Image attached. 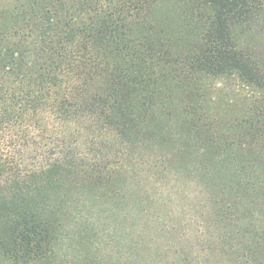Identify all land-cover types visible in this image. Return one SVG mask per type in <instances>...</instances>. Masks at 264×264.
I'll return each instance as SVG.
<instances>
[{
    "label": "trees",
    "instance_id": "obj_1",
    "mask_svg": "<svg viewBox=\"0 0 264 264\" xmlns=\"http://www.w3.org/2000/svg\"><path fill=\"white\" fill-rule=\"evenodd\" d=\"M11 17L0 264H264V62L241 39L264 0H33Z\"/></svg>",
    "mask_w": 264,
    "mask_h": 264
},
{
    "label": "rangeland",
    "instance_id": "obj_2",
    "mask_svg": "<svg viewBox=\"0 0 264 264\" xmlns=\"http://www.w3.org/2000/svg\"><path fill=\"white\" fill-rule=\"evenodd\" d=\"M32 1L30 0H0V25L5 26L7 25L8 21H14V19L11 16L19 12L21 5L26 7L28 6V4L32 3ZM65 2L67 6V11H70V10L72 11L74 6L77 5V0H65ZM63 14H64V11H63ZM25 18H32L31 20H34L36 19V15L33 16V14L31 15L29 12L25 16ZM16 22H18V20ZM254 29H252L248 33H243L241 35V39L243 42H246L245 46L251 47L254 50V52L259 56V58L264 62V21L261 22L260 28H256L255 30ZM4 35L5 33L2 30H0V39H2L0 41V45L5 43L4 41L7 40L6 38H4ZM34 35L35 33L33 31H31V33H27L28 39H34ZM238 39L240 38L238 37ZM214 95L216 96V98L218 97V101L220 103L222 101H225V99L221 95H219V93L216 92V94ZM179 156L185 159L189 158L187 151H185V153L181 152ZM260 167L261 165L259 164V168ZM262 167L264 169V164L262 165Z\"/></svg>",
    "mask_w": 264,
    "mask_h": 264
}]
</instances>
